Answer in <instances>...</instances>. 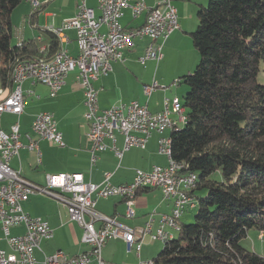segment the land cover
Instances as JSON below:
<instances>
[{"label":"built area","instance_id":"1","mask_svg":"<svg viewBox=\"0 0 264 264\" xmlns=\"http://www.w3.org/2000/svg\"><path fill=\"white\" fill-rule=\"evenodd\" d=\"M35 9L41 7L40 0H27ZM130 9L133 18L146 13L145 22L132 29L124 28L121 19L124 11ZM99 14L79 0L76 15L65 21L60 28H50L58 36L60 43L66 39L65 31L75 29L77 33L78 55H71L60 48L50 59L18 60L12 72L13 87L9 95L3 96L0 89V225L4 231L9 251L0 248V264H107L102 251L107 241L121 238L126 242L127 251H136L140 256L142 246L147 239L159 241L168 232H177L180 221L187 211H182V202H190V209L195 206V197L190 194L193 172L187 165L173 167L154 166L151 171L137 170L131 183L114 185L110 182L111 173L105 175L102 184L85 182L81 174H47L46 184L37 185L23 178L15 171L10 162L18 156L20 150L27 148L36 151L39 161L41 153L38 142L30 139L27 144L21 140L19 122H15L9 131L2 127V115L10 113L20 116L24 111L25 94L22 90L24 81L31 79L49 87L50 95L56 96L65 84L70 72L77 71V78L84 90V117L89 125L88 140L91 144V165H95L99 153L112 150L121 159L124 152L132 147L144 149L154 132L162 134L159 138V152L167 155L168 128H176L174 115L181 122L182 107L179 98H165L164 107L159 112H152L138 101L119 103L108 109H101L98 102V90L94 82L101 75H107L113 64L124 60L125 51L135 46L138 38L149 37L154 41L145 50L140 62L160 61L163 58V43L180 28L177 8L172 0H159L148 6L145 0H100ZM45 52L46 47L42 46ZM159 88L157 83L144 86L147 96ZM164 89H168L165 87ZM32 131L41 139L52 141L64 147L63 134L58 129L53 114L41 112L32 123ZM116 134L124 136L123 148L117 146ZM109 140L111 144H107ZM159 189L165 200H172L170 214H161L159 224L154 228L155 213H150L143 227L126 226L114 217L97 211L100 198L120 196L126 201L127 216H135V199L139 191ZM34 193H43L55 198L63 205L72 222L83 229L82 241L89 249L76 256H68L62 251L44 255L43 261L35 258L36 250L41 251V243L54 236L49 223L39 217H32L24 211L23 202ZM23 226L24 233L12 235L13 227ZM260 237H263L261 233ZM138 264H147L140 260Z\"/></svg>","mask_w":264,"mask_h":264},{"label":"trees","instance_id":"2","mask_svg":"<svg viewBox=\"0 0 264 264\" xmlns=\"http://www.w3.org/2000/svg\"><path fill=\"white\" fill-rule=\"evenodd\" d=\"M23 1L0 0L4 87L13 85L18 60L50 59L61 48L54 33L48 43L12 44L11 14ZM198 18L191 39L199 61L178 79L189 89L182 100L186 120L170 133L172 158L198 178L190 192L196 214L192 223L180 221L152 260L264 264V256L243 244L250 230L264 236V0H209Z\"/></svg>","mask_w":264,"mask_h":264},{"label":"crops","instance_id":"3","mask_svg":"<svg viewBox=\"0 0 264 264\" xmlns=\"http://www.w3.org/2000/svg\"><path fill=\"white\" fill-rule=\"evenodd\" d=\"M41 7L35 9L27 0L16 7L11 14L13 25L12 44L19 45L24 41L36 39L49 42L50 28H60L65 21L75 17L79 0H40ZM100 0H87L88 6L94 8L99 14ZM148 6H153L159 0H145ZM177 8L180 28L173 32L163 43V58L160 61L148 60L144 64L140 58L152 42L149 37L138 38L135 46L124 53V60L113 64V69L107 75H101L94 82L98 90V102L101 109H108L119 103L138 101L152 112H159L164 107L165 98L173 99L178 96L168 97V93L153 92L147 96L144 86L153 83H169L194 71L199 61V54L195 50L191 33L197 30L199 24L198 12L205 7L209 0H172ZM146 20V13L133 18L132 11L126 9L121 19L124 28L132 29L141 26ZM53 34V33H52ZM61 48L71 55H78L77 33L75 29L65 31ZM12 86H3L0 80V89L3 96L10 94ZM164 87V86H163ZM162 87V89H163ZM169 89V87H168ZM166 89V90H168ZM22 90L25 96L24 111L20 116L10 113L2 115V127L9 131L15 122H19L22 142L27 144L30 139L38 142L41 159L36 151L27 148L20 150L18 156L12 158L11 167L20 173L26 180L37 185L46 184L47 174H81L85 182L102 184L105 175L111 173L110 182L114 185L128 184L134 179L137 170L151 171L154 166H167L169 156L159 152V138L162 134L154 132L144 149L132 147L124 152L120 159L112 150L99 153L98 161L91 165V144L88 140L89 125L84 113V90L77 78V71L70 72L65 84L59 93L52 97L49 87L31 79L24 81ZM165 90V89H164ZM179 98V97H178ZM49 112L53 114L58 129L63 134L64 147H60L47 139H41L32 131V123L37 114ZM187 111H185L186 115ZM179 124L178 115L173 116ZM172 129L164 134L170 135ZM117 146L123 148L124 136L116 134ZM107 144H111L109 140ZM43 193H34L23 202L24 211L32 217H39L49 223L54 230L50 240L41 243V251L36 250L35 258L43 261L44 255H51L62 251L68 256H76L86 252L89 246L82 241L83 229L76 222L69 219L67 209L55 198ZM96 209L103 215L114 217L120 223L132 227H143L150 213L156 211L154 228L159 224L161 214H170L173 209L172 200H165L159 189L141 190L137 194L134 204L135 216H127L126 201L120 196L100 198ZM186 216V215H185ZM183 219V217H182ZM181 222H183L181 220ZM19 235L24 233L23 226L13 227L12 232ZM261 233H252L250 230L246 237V248L264 256L261 249L264 240ZM5 239V238H4ZM161 243V242H160ZM7 243L2 249L7 248ZM125 247V250H124ZM144 244L140 256L136 251H127L126 242L121 238L110 239L103 248L102 256L107 264H138L140 260H148L143 255ZM123 249V251H122Z\"/></svg>","mask_w":264,"mask_h":264},{"label":"rangeland","instance_id":"4","mask_svg":"<svg viewBox=\"0 0 264 264\" xmlns=\"http://www.w3.org/2000/svg\"><path fill=\"white\" fill-rule=\"evenodd\" d=\"M209 3H207V5L205 7H208ZM13 44H16L15 43V39L13 41ZM159 88L155 90V92L159 93V94H164V92H167L168 93V97H174V96H178L179 99L182 101L185 94L189 91L188 87L183 84V83H180L178 85H174V81L172 82H167V83H159ZM164 86V87H163ZM163 87V89H162ZM165 87H169L168 90H164ZM180 127H183L184 126V122H181L179 123ZM217 178V175L215 176ZM219 178V176H218ZM40 197L44 198L46 197L45 195H39ZM196 214V210H188L185 215L183 216V219H181L183 222L185 223H192L194 222V216ZM13 229V228H12ZM12 229H11V233L13 234H16L18 233L17 231H14L12 232ZM252 233H257L256 230H251ZM5 237V234H4V231L1 229V225H0V247H4V245H6V240L4 239ZM246 240L243 241V244L245 246L246 245ZM260 244L264 245V240L260 241ZM8 248V247H7ZM163 248V243L159 242V241H152L150 239H147L145 242H144V247H143V255L145 256V258H148V260H152L154 259L157 254L161 251V249ZM124 250H125V247H124ZM263 254H264V248L261 249ZM123 251V249H122Z\"/></svg>","mask_w":264,"mask_h":264},{"label":"bare ground","instance_id":"5","mask_svg":"<svg viewBox=\"0 0 264 264\" xmlns=\"http://www.w3.org/2000/svg\"><path fill=\"white\" fill-rule=\"evenodd\" d=\"M179 106L182 107L181 121L185 122V120H186V115H185L186 109L183 106L182 101L180 99H179ZM168 129H172V128H168ZM166 152H167V156H169V158H170V162L173 165V167H181V165H185L186 164L184 162L176 161V160H174L172 158L170 135L167 136ZM197 179H198L197 175L194 173L193 176H192V185H196ZM197 202L198 201L195 198V206H193V209L197 206ZM189 209H190V202H182V211H188ZM174 235H175V232H168L167 236L164 239H161V242L163 244H166L169 240L174 238ZM147 264H154V261L153 260H147Z\"/></svg>","mask_w":264,"mask_h":264}]
</instances>
